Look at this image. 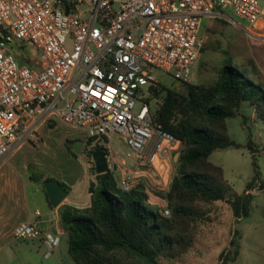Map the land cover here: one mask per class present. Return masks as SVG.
Returning <instances> with one entry per match:
<instances>
[{
  "label": "built area",
  "instance_id": "built-area-1",
  "mask_svg": "<svg viewBox=\"0 0 264 264\" xmlns=\"http://www.w3.org/2000/svg\"><path fill=\"white\" fill-rule=\"evenodd\" d=\"M224 11L254 25L264 0H0V166L46 123L62 122L85 132L84 147L107 139L109 170L130 191L134 167L169 161L179 144L153 125L151 87L161 74L192 83L203 21ZM41 235L32 222L13 231L22 241ZM60 243L44 233V258Z\"/></svg>",
  "mask_w": 264,
  "mask_h": 264
},
{
  "label": "trees",
  "instance_id": "trees-1",
  "mask_svg": "<svg viewBox=\"0 0 264 264\" xmlns=\"http://www.w3.org/2000/svg\"><path fill=\"white\" fill-rule=\"evenodd\" d=\"M204 49L203 44L201 53ZM183 85L185 93L159 84L151 87L152 95L146 98L149 104H156L151 107L153 125L172 134L182 147L169 190L158 192L167 201L171 216L149 208V196L140 185L123 191L111 170L95 173L88 189L89 207H60L73 264H172L193 248L200 225L209 218L217 202L230 205L237 219L249 216L253 197L238 194L224 181L222 168L212 164L209 157L218 149L241 147L229 140L227 120L238 115L243 103H249L257 120L264 124L262 72L253 61L243 69L228 63L219 69L212 84ZM71 142L67 139L65 143L75 155L69 146ZM108 144L107 139L91 140L82 154L89 161L97 149L109 155ZM247 147L256 169L259 150L251 137ZM31 179L41 180L33 175ZM49 180L53 179L42 181L43 188ZM254 184L250 183L246 190ZM230 245L235 249L222 252V264L234 262L240 255L237 231Z\"/></svg>",
  "mask_w": 264,
  "mask_h": 264
},
{
  "label": "rangeland",
  "instance_id": "rangeland-1",
  "mask_svg": "<svg viewBox=\"0 0 264 264\" xmlns=\"http://www.w3.org/2000/svg\"><path fill=\"white\" fill-rule=\"evenodd\" d=\"M201 36L205 49L195 63L192 77L194 85L214 83L218 78L219 69L228 63L243 69V67L249 68L250 62L253 61L260 71L264 72V17L254 25H249L229 12H218L215 16L204 19ZM27 49L31 55H37L34 47L28 46ZM262 75L264 78V73ZM160 78L165 87L174 88L181 93L186 92V86L182 83L163 74ZM151 107L155 108L156 104L152 102ZM227 136L241 147L218 149L211 154L209 161L222 168L224 181L238 194H244L247 186L255 182L253 188L257 187V189L251 195L253 198L250 214L248 217L237 219L230 205L226 202H217L209 218L200 225L193 248L181 260L172 264H222V252L235 249L230 245V241L236 231L240 255L236 261L228 264H264V188L262 186L264 185V124L257 120L249 103H243L238 115L227 120ZM250 137L259 150L255 158L256 169L253 164L254 158L247 147ZM67 139L72 141L69 146L75 153L77 140L86 142L87 136L84 131L74 129L62 122H48L39 130L34 140L27 142L16 153V162L29 164L28 170L31 175L35 176L36 180L41 179L39 182L41 187L45 176L58 182H72L84 171V167L87 168V164L82 154L83 149L74 155L66 146ZM117 140L116 136L112 137L110 145L120 153ZM175 147L169 161L157 160L155 170L148 168L147 173L159 177L161 171L168 165L171 169L175 167L176 171L177 162L174 161V156L181 152L182 147L180 144ZM26 179L27 182L29 181L28 199L33 204L32 191L37 182L30 181L29 176H26ZM83 186L79 184L80 190ZM151 195L153 194L149 193V198ZM146 204L151 209L162 210L165 200L157 198L154 205H150L149 201ZM66 241L68 239L63 237L54 254L46 259L45 249L38 240L22 241L9 236L6 249L0 255V264H25V262L64 264V261H70Z\"/></svg>",
  "mask_w": 264,
  "mask_h": 264
},
{
  "label": "crops",
  "instance_id": "crops-1",
  "mask_svg": "<svg viewBox=\"0 0 264 264\" xmlns=\"http://www.w3.org/2000/svg\"><path fill=\"white\" fill-rule=\"evenodd\" d=\"M261 72L264 73L263 71ZM79 142L81 141L77 140V143ZM18 151L12 154L7 161L0 166V255H2L6 249L8 237L13 236L14 229L22 223L32 222L39 226L42 232L41 237L30 240H38L39 244L43 247L44 233L50 232L60 234L61 240L63 237L67 239V234L61 224L60 207L67 205L79 210L89 207L90 195L88 189L90 182L94 179L96 173L94 170V163L89 161L86 155H83L86 160L87 171L84 167V171L72 182L67 183L59 181L68 187L67 198L59 207L52 208L48 202L47 194L39 182H37L34 187L35 189L32 191L34 202L31 204L27 194L29 181L27 182L26 179V176H29V180L33 181L31 179V172L28 170L30 165L27 163L16 162L15 156ZM178 154L180 156V153H176L174 161L178 157ZM134 168L136 170L135 186L140 185L141 188H144V191L148 193V196L149 193L153 194L148 198L150 205H154L157 198L163 199L158 192L165 193L169 190L175 173V167L171 169L170 165H168L166 169L161 171L159 177H153L147 173L146 169L152 168L155 170L153 167L139 166ZM123 174L124 171H120L117 173V176L121 177ZM47 178L48 177L45 176L42 181ZM79 184L84 185L81 190ZM165 208H167L166 200L163 209ZM163 209L161 210V213ZM66 243V249L68 251V241H66ZM69 259L70 261H64V264H73L70 257ZM25 264L31 263L25 262Z\"/></svg>",
  "mask_w": 264,
  "mask_h": 264
},
{
  "label": "water",
  "instance_id": "water-1",
  "mask_svg": "<svg viewBox=\"0 0 264 264\" xmlns=\"http://www.w3.org/2000/svg\"><path fill=\"white\" fill-rule=\"evenodd\" d=\"M84 143L79 142L75 144V153H80L83 149ZM179 157V154H178ZM178 157L175 162H177ZM92 162L94 163V170L96 174L107 173L109 171L107 155L104 150L97 149L92 153ZM44 190L47 194L48 201L52 208H57L61 203L67 198V189L66 187L55 180L45 181L43 183ZM144 191V188H141Z\"/></svg>",
  "mask_w": 264,
  "mask_h": 264
}]
</instances>
